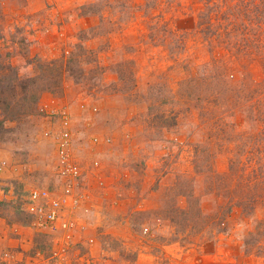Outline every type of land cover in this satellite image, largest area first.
Masks as SVG:
<instances>
[{"label":"rangeland","instance_id":"obj_1","mask_svg":"<svg viewBox=\"0 0 264 264\" xmlns=\"http://www.w3.org/2000/svg\"><path fill=\"white\" fill-rule=\"evenodd\" d=\"M70 53L51 91L24 81ZM0 89V210L45 248L23 264H264V0H0ZM34 188L60 219L28 216Z\"/></svg>","mask_w":264,"mask_h":264},{"label":"built area","instance_id":"obj_2","mask_svg":"<svg viewBox=\"0 0 264 264\" xmlns=\"http://www.w3.org/2000/svg\"><path fill=\"white\" fill-rule=\"evenodd\" d=\"M60 115V122L62 125V131L57 135L56 141V168L58 173L68 177H77L79 175L78 166L71 161L70 153V124L69 114L66 110L58 112ZM4 164V163H1ZM1 168V165H0ZM52 192L47 189L34 188L29 192L28 211L35 215V220H42L44 224L52 223L57 219H60V209L62 206V200L59 197H53ZM62 226L69 228L68 220H62ZM55 254V252H54ZM53 254V257H54ZM52 257V258H53ZM50 258V259H52ZM38 264H49V259H39Z\"/></svg>","mask_w":264,"mask_h":264},{"label":"trees","instance_id":"obj_3","mask_svg":"<svg viewBox=\"0 0 264 264\" xmlns=\"http://www.w3.org/2000/svg\"><path fill=\"white\" fill-rule=\"evenodd\" d=\"M91 4V5H89ZM87 5H81L80 7L82 8L81 12L79 13L80 15H89L92 13L91 10V7L94 8V5L93 3H89ZM78 45H76L77 47ZM75 58L73 57V54H69V56H61L59 59H54V60H51L45 64H40L39 68H40V72L37 76L35 77H30V78H26L24 81H28L29 84H38L41 88L40 90H50L51 91V88L54 89V86L55 85H58V78L62 77V75H64V73H66L68 70H70V64H73ZM42 82H44V84H42ZM27 83V82H26ZM10 87H12V83H9L8 84ZM26 86V85H25ZM39 90V91H40ZM2 91L0 89V94L2 95ZM1 98V97H0ZM22 101H24L25 105H26V102H27V105H31L30 102L28 101V98H27V95H25L23 98H22ZM9 105V104H7ZM233 167L232 165L229 166V169L231 170ZM228 171V175L229 176H233L234 172L233 171ZM7 188L4 186L2 188V192L4 194V197L0 198V207H6V208H9L11 204H16L15 206H17V202L19 201L15 196L13 198V196L9 197V190H6ZM12 193V192H11ZM5 195H8V197H6ZM244 197H241L240 198V201H237V204H240L242 205V207L249 202V200L247 201L246 200H243ZM4 200V201H3ZM26 203H25V207L30 203L29 201V193L26 197ZM243 200V201H242ZM8 210V209H7ZM25 211L28 213V216H31V219L34 220V216H32L33 214H31L30 212L27 211V209H25ZM6 216H10L12 217V213L8 212V211H1L0 210V217H6ZM27 223V222H25ZM37 247V248H36ZM33 251L30 252L31 256L33 255V253L35 251H40V250H44L45 248L42 247V246H39V245H35V247H33ZM38 249V250H37ZM41 252V251H40ZM29 254V255H30ZM2 256V257H1ZM30 256V258H31ZM3 258V255L0 254V260H4L2 259ZM5 262V260L3 261ZM23 263V261H21ZM20 263V262H19ZM0 264H3L1 261H0Z\"/></svg>","mask_w":264,"mask_h":264},{"label":"crops","instance_id":"obj_4","mask_svg":"<svg viewBox=\"0 0 264 264\" xmlns=\"http://www.w3.org/2000/svg\"><path fill=\"white\" fill-rule=\"evenodd\" d=\"M5 196L8 197V195H5ZM0 224L2 225V227H0V229H2L0 230V250L3 252L2 259L6 260L5 256L6 254H8L11 256L14 255L13 261L9 264H23L20 261V260L23 261V258L26 259V261H24L26 263L30 256H28V254L25 251L23 252L21 250H18L17 246L19 245L17 243H15V245H12V243L19 242L18 240H20L19 237L21 234H22L21 235L22 238L23 237L27 238L26 232H28L27 230L30 229V226L26 225L25 222H23L22 220H19V219L15 220L11 218L10 216H6L5 218L0 217ZM32 240L33 239H30L29 241L31 244H32ZM29 242L28 244H25V241H24L25 250L28 249L27 247L29 246ZM16 257L18 258L17 260L20 261V263L18 261L16 262V259L14 260V258ZM38 262H39V259H38Z\"/></svg>","mask_w":264,"mask_h":264}]
</instances>
